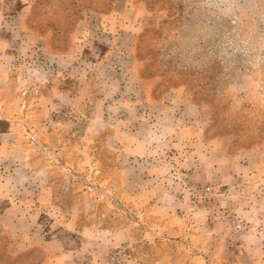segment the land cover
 <instances>
[{"label": "crops", "instance_id": "0c3cea01", "mask_svg": "<svg viewBox=\"0 0 264 264\" xmlns=\"http://www.w3.org/2000/svg\"><path fill=\"white\" fill-rule=\"evenodd\" d=\"M28 14L17 1L0 10V236L9 234L19 250L40 245L50 264H264V151L219 152L206 129L189 124L197 115L162 111L164 140L181 149L168 157L159 154L148 119L133 125L111 115L118 168L107 190L110 221L81 198L70 207L60 201L54 169L65 150L51 141L61 131L56 111L84 99L88 72L74 55L62 54L47 67L50 77L39 74L34 58L48 47L27 27ZM116 15L103 17L105 31L115 39L125 33L131 43L134 32L118 29ZM105 93L100 100H114L117 90ZM101 109L89 130L107 128ZM207 185L214 197L208 203L198 198Z\"/></svg>", "mask_w": 264, "mask_h": 264}, {"label": "rangeland", "instance_id": "374dc122", "mask_svg": "<svg viewBox=\"0 0 264 264\" xmlns=\"http://www.w3.org/2000/svg\"><path fill=\"white\" fill-rule=\"evenodd\" d=\"M8 1L23 3L29 11L27 27L48 47L34 58L39 74L50 77L47 67L62 54L74 55L87 68L84 99L60 103L61 131L51 136L56 148L65 150L54 180L66 207L81 198L110 221L107 190L118 168L110 142L111 115L133 125L148 119L154 125L151 138L165 157L181 149L166 144L160 125L168 120L162 111L197 115L189 124L206 129L205 138L219 152L264 151V0H0V10ZM112 14H117L118 29L134 32L131 43L125 33L115 39L105 31L103 17ZM70 79L74 90L76 80ZM114 86L115 99L100 100ZM99 104L107 128L89 130ZM173 171V180H179ZM68 179L72 187L66 192ZM202 190L198 198L211 202L213 195L209 201L200 198ZM5 234L0 254L6 252L13 263L1 264L44 263L43 247L19 250ZM17 255L26 257L17 261Z\"/></svg>", "mask_w": 264, "mask_h": 264}, {"label": "trees", "instance_id": "16d2710c", "mask_svg": "<svg viewBox=\"0 0 264 264\" xmlns=\"http://www.w3.org/2000/svg\"><path fill=\"white\" fill-rule=\"evenodd\" d=\"M3 236H6V234L4 233L3 235L0 236V243H1V239ZM7 236L9 237L10 239V236L9 234H7ZM10 242L12 243L11 239H10ZM37 248H42L40 245H35L33 246L31 249L34 250V249H37ZM46 253V254H45ZM44 254L46 255L45 256V259H43L44 261H42L43 264H50V260H49V257H48V254L46 251H44ZM8 257H10V255L6 254L5 253H2L0 254V264L3 263V262H9V263H13ZM26 256H23V255H17V258L15 260H20V259H23L25 258Z\"/></svg>", "mask_w": 264, "mask_h": 264}, {"label": "built area", "instance_id": "2783aa9c", "mask_svg": "<svg viewBox=\"0 0 264 264\" xmlns=\"http://www.w3.org/2000/svg\"><path fill=\"white\" fill-rule=\"evenodd\" d=\"M211 193H212V188L210 186H207V187L203 188L202 193L200 195L202 197H200V198L206 199L209 201L212 199Z\"/></svg>", "mask_w": 264, "mask_h": 264}]
</instances>
